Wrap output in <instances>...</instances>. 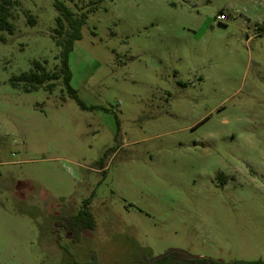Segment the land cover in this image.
Masks as SVG:
<instances>
[{
    "label": "rangeland",
    "instance_id": "1",
    "mask_svg": "<svg viewBox=\"0 0 264 264\" xmlns=\"http://www.w3.org/2000/svg\"><path fill=\"white\" fill-rule=\"evenodd\" d=\"M0 39V264H136L178 248L264 261V0H61L92 10L71 86L56 0H13ZM36 22L32 24L30 18ZM89 201L74 242L57 222Z\"/></svg>",
    "mask_w": 264,
    "mask_h": 264
},
{
    "label": "trees",
    "instance_id": "2",
    "mask_svg": "<svg viewBox=\"0 0 264 264\" xmlns=\"http://www.w3.org/2000/svg\"><path fill=\"white\" fill-rule=\"evenodd\" d=\"M101 1V0H99ZM13 0H0V39L4 40L3 33L10 34L15 31L13 22ZM55 7L59 12L56 18L57 27L55 29L54 40L61 47L60 67L59 70L50 71L46 64L41 61H34L33 68L28 72L12 78V84L15 87H23L26 91H37L44 87L48 91H53L59 80H63L69 93L73 95L80 104L77 92L72 88L70 82L72 73L69 67V55L73 51L74 44L82 38V29L85 25L88 14L92 10L76 11L65 1L56 0ZM34 24L36 19L30 18ZM96 226L94 215L89 207V201H86L83 208L77 213L65 217L57 222V227L67 231L74 242L81 239L82 233L87 229H94ZM74 264H100L95 256L91 260L81 262L74 260ZM136 264H264L263 260H231L224 261L211 257L192 258L182 252H173L163 257L153 256L150 254L143 255Z\"/></svg>",
    "mask_w": 264,
    "mask_h": 264
},
{
    "label": "water",
    "instance_id": "3",
    "mask_svg": "<svg viewBox=\"0 0 264 264\" xmlns=\"http://www.w3.org/2000/svg\"><path fill=\"white\" fill-rule=\"evenodd\" d=\"M173 252H182V253H185V254L189 255V256L192 257V258H197V257H198V256H195V255H193V254H190V253L187 252V251H184V250H182V249H178V248H172V249H169L166 253H164V254H162V255H159V257H163V256H165V255H167V254H170V253H173Z\"/></svg>",
    "mask_w": 264,
    "mask_h": 264
}]
</instances>
